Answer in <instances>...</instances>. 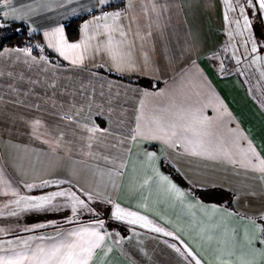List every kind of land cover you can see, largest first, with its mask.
<instances>
[{
	"label": "crops",
	"instance_id": "0c3cea01",
	"mask_svg": "<svg viewBox=\"0 0 264 264\" xmlns=\"http://www.w3.org/2000/svg\"><path fill=\"white\" fill-rule=\"evenodd\" d=\"M228 1L177 0L200 4L195 30L188 15L166 23L171 0H92L83 14V0L0 2V27L22 22L32 37L0 50V264H60L66 251L49 250L95 242L69 235L83 230L104 237L89 264H264V107L243 74L216 67L222 37L209 45V14L232 15ZM61 40L80 47L62 56ZM91 129L124 146L98 160L80 148ZM198 189L230 198L203 200ZM56 192L75 198L53 199L63 222L41 226L28 204ZM78 200L90 211L63 219ZM117 205L134 215L117 219Z\"/></svg>",
	"mask_w": 264,
	"mask_h": 264
},
{
	"label": "rangeland",
	"instance_id": "374dc122",
	"mask_svg": "<svg viewBox=\"0 0 264 264\" xmlns=\"http://www.w3.org/2000/svg\"><path fill=\"white\" fill-rule=\"evenodd\" d=\"M171 1L172 2H169L171 5H166V23H175L180 27L183 24V19H188V22L191 23L192 29L195 30L197 26L195 18L199 16V13L196 11L200 7V4L198 3L195 7H188L187 5L186 9H182V7L177 6V0ZM228 2L233 6L232 15L219 17L213 13L209 14V45H213L212 36H214V38L221 36V40H223L222 43H220L222 47L218 49L217 53L215 51L213 54L215 56L214 58H216V67L222 73H227L235 69L239 71L240 74H243L248 89H250L256 100L260 101V104L264 107V10H258L255 6L249 7L247 0H229ZM82 3H85V5H83L81 11H79L81 14L85 13L89 7L87 4L92 3V0H83ZM164 4L165 3L162 4V7ZM242 7L244 8L243 14H241L240 11ZM186 15H188L187 19ZM245 17H247L249 21L247 26L244 23ZM14 33L20 34L21 28L13 23L0 27V43L3 38ZM223 36L225 37L224 39ZM187 43H189L188 38ZM253 47H255L256 51L252 50ZM82 132L87 134L88 137L87 141H85L87 143L81 142L80 145L82 146L80 148L82 150H88V153L94 150L98 160L107 162L104 159L103 153L107 152L112 158H114L115 152L114 149L112 150L111 148L118 147L117 150L119 151L121 147L124 146V144H121L120 140L106 138L105 135L101 134L98 130H82ZM107 147H110L108 151ZM108 162L111 161L108 160ZM88 200L90 201L91 206L93 205L94 207L95 211L93 213H101V216L107 213L105 205L100 207L102 204L101 201L92 198H88ZM52 205L48 204L45 205L44 208L33 209L34 211L43 213L41 216L37 218L35 217L36 219H39V221L42 220L43 223H39L41 226L43 225L49 228L63 222L61 217L54 219L51 217L54 210ZM73 206L79 211L78 215L82 217H85L82 212L86 210L90 211L89 204L80 205L81 207H78L76 204H68L66 206L68 211H66L63 219L76 218L74 214H71Z\"/></svg>",
	"mask_w": 264,
	"mask_h": 264
},
{
	"label": "snow or ice",
	"instance_id": "6c2138e0",
	"mask_svg": "<svg viewBox=\"0 0 264 264\" xmlns=\"http://www.w3.org/2000/svg\"><path fill=\"white\" fill-rule=\"evenodd\" d=\"M0 2H3L6 6L7 0H0ZM100 2H103V0H100ZM247 4L249 7L255 6L258 8V10H264V0H247ZM240 11H241V14H243L244 8L242 7L240 9ZM118 17H119V13H115L114 18H118ZM244 23L246 26L248 25L249 21H248L247 17H245ZM85 27H87V26H85ZM59 31L60 30L57 29V32H59ZM45 35H48V34L46 33ZM79 47H80L79 44H66L63 42V40H61L60 47L57 50L60 52V55L63 56V55H65V49H75V48H79ZM252 50L256 51L255 47H253ZM73 63H76V61H73ZM95 130L96 129H91L90 131H95ZM149 155L151 156V154H149ZM261 171H264V161H261ZM66 195L75 198L74 193L56 192V193H53L51 196L37 198L36 202L28 204V207L37 208V209L44 208L45 205L51 204L52 200L55 199L56 197H58V196L63 197ZM21 199L27 200L28 198L22 197ZM16 203H19V201H17ZM78 203L80 205H84V201H82V200H78ZM72 211H73V213L76 212L75 206H73ZM13 214H15V213H13ZM114 215L117 219H123L125 215L133 216L134 214L122 213L119 205H117L116 211L114 212ZM140 220H143V217H135L132 220H130V223L135 224ZM143 226H148V225H147V223H145ZM153 230L156 232L161 231V229L158 227L153 228ZM261 231L264 232V229H262ZM84 233H87V235L90 237H94L95 242L85 241L83 243H77V242H72V241L66 240L61 245L50 249L48 254L55 257L58 253H61L62 250H64V251H66V256H65L64 260L60 261V264H65V260L70 262V264H89V260L92 256L93 249L95 247L99 246L98 242L103 240L104 237L99 235L96 232H89L88 230H83V232H81V233H72L69 235L82 237ZM165 235H171V233H165ZM260 242L264 243V239H262ZM40 251L43 252L44 250H40ZM5 264H10V262H5ZM196 264H200V262L197 261ZM219 264H230V262L220 261ZM235 264H255V262L248 260V259L241 258L240 260L236 261Z\"/></svg>",
	"mask_w": 264,
	"mask_h": 264
},
{
	"label": "trees",
	"instance_id": "16d2710c",
	"mask_svg": "<svg viewBox=\"0 0 264 264\" xmlns=\"http://www.w3.org/2000/svg\"><path fill=\"white\" fill-rule=\"evenodd\" d=\"M12 23L21 28V33L20 34L14 33L8 37L3 38L0 43V50L4 48L5 46H27V47L29 46L30 47L32 37H31L30 32L28 31L27 26L22 22L21 23L11 22V23H7V25H10ZM66 29H67L68 37L70 39H73L78 35V27L76 25V21H72L71 23L67 24ZM164 168L166 169V171L170 172L173 175L176 181L185 185L181 177L177 173L172 172L169 166L164 164ZM195 192L200 198H202L203 200H208V201L222 202L230 198V194L220 191V190L198 189V190H195ZM110 226L115 227L120 232H124V228L122 225H118L116 223H110Z\"/></svg>",
	"mask_w": 264,
	"mask_h": 264
}]
</instances>
